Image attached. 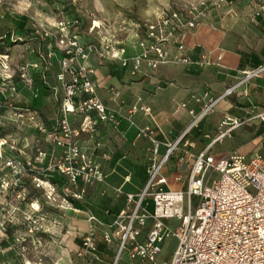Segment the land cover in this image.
Wrapping results in <instances>:
<instances>
[{
	"label": "built area",
	"instance_id": "1",
	"mask_svg": "<svg viewBox=\"0 0 264 264\" xmlns=\"http://www.w3.org/2000/svg\"><path fill=\"white\" fill-rule=\"evenodd\" d=\"M228 2L191 0L184 7H168L156 13L152 20L132 23L136 32L130 41L137 51L131 56L127 55V47L121 42L110 39L97 44L81 42L77 35L71 33L80 24L78 18H61L51 26L29 15L25 8L20 10L22 16L30 19L34 34L47 42V54L39 55L44 63L41 65L43 78L51 61L59 64L60 71L56 79L62 95L56 128L52 131L45 129L33 111L18 109L13 115L24 126L44 134L55 150L62 151L63 155L46 170L56 169L65 176L68 184L76 189L71 197L82 198L85 190H78L79 182L93 184L105 181L99 166L81 150L79 138L83 133L92 134L99 121L117 124L115 114L95 94V85L89 78L90 58L117 61L122 68H129L132 76L140 72L143 63L152 71L161 65L191 63L186 55L187 34L210 12L219 11ZM23 3L26 7L30 5L28 1ZM257 15L264 24V5ZM98 27V22L92 20L91 28ZM216 59L220 61L221 56L218 55ZM7 60L8 55H0V93L2 96H14L17 88L12 82L13 75L9 72ZM212 62L208 55H203L197 64ZM38 69L37 63L21 64L17 68V75L26 87L32 89L34 73ZM262 73L264 65L243 71L241 78L218 96H213L207 90L202 92L196 99L201 105L200 110L196 114L193 110L189 112L193 118L183 136L236 89L243 87L246 93L248 83ZM181 107H185V104H181ZM140 109L149 112L148 108ZM71 112L82 117L77 128L70 124ZM259 118L264 121V113ZM222 124L229 128L219 138L240 125L228 118ZM183 136L167 145L161 159L152 160L147 168L148 181L141 192L131 194L116 190L118 195H124L127 209L122 210L113 223L106 226L103 240L106 243L117 241L118 256L126 252L131 260H148L151 264H264V156L254 153L246 157L230 153L217 158L205 150L195 157L186 187L166 189L164 186L167 181L161 169ZM157 146L155 143V150ZM6 147H9L7 141L1 138L0 160H3L5 167L19 174L33 166L31 160L20 161L3 155ZM40 154L45 155L43 152ZM216 173L219 178L209 185ZM180 180V177H176V181ZM149 200L153 205L151 211L148 208ZM88 219L90 230L82 237V245L76 253L79 264H86L87 256L98 249L95 224L100 222L93 215ZM148 220L152 221V226L146 239L139 241ZM169 238H175L177 246L169 262H160L161 244Z\"/></svg>",
	"mask_w": 264,
	"mask_h": 264
},
{
	"label": "crops",
	"instance_id": "2",
	"mask_svg": "<svg viewBox=\"0 0 264 264\" xmlns=\"http://www.w3.org/2000/svg\"><path fill=\"white\" fill-rule=\"evenodd\" d=\"M262 5L264 0H229L219 11L210 12L185 38L186 55L191 61L188 64L161 65L152 71L143 63L140 72L132 76L130 69L122 68L117 61L90 58L89 78L95 85V94L115 114L117 124L99 121L92 134L83 133L78 140L81 150L99 166L105 181L93 183L91 187L88 184L85 203L73 201L72 209L60 215L59 241L62 247L56 258L57 264H79L76 253L82 245V237L90 230V215L100 222L95 224L98 249L87 256L86 264H118L120 261L121 264H151L148 260H131L126 252L118 256L117 241L106 243L103 240L106 226L127 209L124 195H118L116 190L138 194L144 189L148 181L147 168L154 158L161 159L167 145L179 140L189 128L193 118L189 112H199L201 105L196 99L202 92L207 90L218 96L234 85L243 71L264 65V24L257 15ZM19 16H0V19H8L7 22L6 19L0 21L3 28L0 38L9 34L13 43L15 39L22 42L19 48L17 44H11L0 52V55H8L9 72L17 88L14 96L0 93V121L15 122L14 111L28 109L47 130L44 119L51 118V115L47 116L46 106L54 102L57 108L62 95L56 79L60 67L57 61H51L43 78L41 65L44 63L39 55L48 52L46 45L41 48L45 41L34 34L29 18ZM123 43L128 56L137 51L130 39ZM203 55H208L213 62L197 64ZM218 55L220 61L216 59ZM25 63H37L40 68L35 70L32 89L26 87L17 75L18 66ZM140 108H148L149 112ZM262 113L264 73L248 83L246 93L243 87H239L188 130L162 166L161 173L167 181L164 188L184 189L195 157L205 150L217 158L230 153L246 157L254 153L264 156V121L259 118ZM227 118L240 125L219 138L229 128L222 124ZM81 119V115L75 112L69 115L73 128L79 126ZM54 123H50L51 130L56 128ZM226 138L234 141V148L226 153H214L213 148ZM153 141L158 144L156 150ZM172 157L173 162L168 164ZM48 159L49 156L46 161ZM176 177L181 180L176 181ZM148 208L153 209L151 200ZM151 226L152 221L148 220L139 241L146 239ZM171 255L160 262H169Z\"/></svg>",
	"mask_w": 264,
	"mask_h": 264
},
{
	"label": "rangeland",
	"instance_id": "3",
	"mask_svg": "<svg viewBox=\"0 0 264 264\" xmlns=\"http://www.w3.org/2000/svg\"><path fill=\"white\" fill-rule=\"evenodd\" d=\"M30 5L23 6V2ZM188 0H0V16H21L22 9L51 26L61 18H78L80 24L71 33L83 43H99L102 40L123 43L130 39L135 31L132 23H142L154 19L156 13L173 7L181 8ZM19 16V17H20ZM7 18L4 17L1 20ZM92 20L99 24L92 29ZM2 23V22H1ZM0 23V24H1ZM2 25L0 30H2ZM134 29V30H133ZM45 41V40H44ZM17 48L22 45L14 40ZM47 47V42L41 48ZM60 98L57 108L55 103L46 106L47 116L44 119L51 130L50 123L58 119ZM56 111V112H55ZM55 115V120H54ZM78 118L76 119V123ZM0 139L4 138L9 147L3 155L25 161L31 160L33 166L22 173L5 167L0 160V264H57L56 258L62 247L59 241L61 233V217L71 210L73 201L85 203L87 189L93 184L78 183V190L85 192L81 199H74L71 187L65 176L56 169L47 171L62 155V151L54 149L43 134L28 128L20 122L2 121ZM234 141L226 138L214 148V153H226L234 148ZM10 146H13L10 149ZM57 151L60 153L57 155ZM43 152L45 155H41ZM49 156L48 161L46 158ZM173 162V157L170 163ZM219 178L214 174L209 185ZM16 183V185H14ZM35 208L37 211H35ZM152 209V208H151ZM177 246L175 238L166 239L158 257L169 259ZM121 264V261L118 263Z\"/></svg>",
	"mask_w": 264,
	"mask_h": 264
},
{
	"label": "trees",
	"instance_id": "4",
	"mask_svg": "<svg viewBox=\"0 0 264 264\" xmlns=\"http://www.w3.org/2000/svg\"><path fill=\"white\" fill-rule=\"evenodd\" d=\"M11 44H13V42L11 41L9 34H5L4 37L0 38V52H2L6 46Z\"/></svg>",
	"mask_w": 264,
	"mask_h": 264
}]
</instances>
